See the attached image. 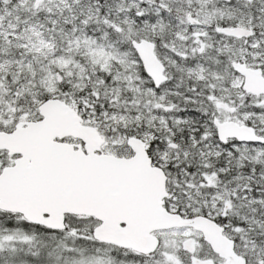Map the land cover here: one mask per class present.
Returning <instances> with one entry per match:
<instances>
[{
  "label": "snow or ice",
  "instance_id": "snow-or-ice-1",
  "mask_svg": "<svg viewBox=\"0 0 264 264\" xmlns=\"http://www.w3.org/2000/svg\"><path fill=\"white\" fill-rule=\"evenodd\" d=\"M0 264H264V0H0Z\"/></svg>",
  "mask_w": 264,
  "mask_h": 264
}]
</instances>
